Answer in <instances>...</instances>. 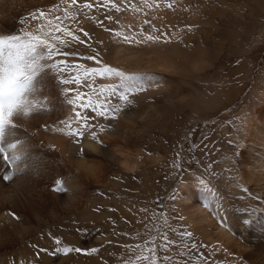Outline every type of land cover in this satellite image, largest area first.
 I'll list each match as a JSON object with an SVG mask.
<instances>
[{"label":"bare ground","instance_id":"6f19581e","mask_svg":"<svg viewBox=\"0 0 264 264\" xmlns=\"http://www.w3.org/2000/svg\"><path fill=\"white\" fill-rule=\"evenodd\" d=\"M165 2L0 0V38L18 35L32 41L51 35L59 37L53 43L60 50L52 60H47L43 45L29 55L31 74L23 101L37 107L25 116L22 106L14 118L15 127L10 126L0 142L7 149L9 144L22 141L15 151H26L11 167L0 155L1 264H9L10 259L11 264H27L25 258L29 257L36 261L32 264H95L94 255H78L75 251L64 254L56 249L48 253L34 249L25 239L55 230V225L61 227L64 220L68 227L63 229L67 233L63 248H91L110 241L112 236L107 233L114 225L113 218L121 222V232L128 229L127 219L134 220L132 229L145 226L148 219L143 217L141 223L139 218L144 212L149 215L155 202L152 200L164 183L178 131L185 126L182 118L217 113L244 94L240 84L246 75L235 79L217 70L229 41L216 46L203 37L214 34L213 38L221 41L220 27L202 28L188 20L176 27L174 22L179 18L173 16L178 7L171 4L170 8ZM86 3L93 7L85 8ZM187 4L184 0L180 6L183 16ZM148 35L158 39L149 41ZM73 36L79 40H73ZM248 46L236 50L248 53ZM65 52L73 55L64 56ZM97 53L100 64L84 59ZM59 60L67 64L64 73L50 66ZM105 65L128 75L156 72L151 76L156 86L132 97L134 103L115 120L84 109V115L93 117L96 127L85 130L77 144L74 137L66 135L67 128L61 123L73 120L76 126L73 105L68 103L73 93L65 95L63 89L77 86L64 85L61 79L78 73L83 76L86 69ZM81 83L80 90L96 101L102 98L101 88L116 85L119 80L97 77ZM88 83L93 84L95 92L83 87ZM111 101L119 102L116 98ZM102 126L106 130L100 131ZM209 164L219 178L205 172ZM10 172L15 175L4 181L3 176ZM200 179L215 195L200 184ZM150 186L153 191L147 190ZM146 195L147 200L140 203ZM76 219L85 222L81 229L76 227ZM96 225L97 233L84 235L87 228ZM187 232L192 235L184 236ZM162 234L169 264H264V66L245 105L233 119L223 118L217 130L203 140L198 156L187 159L186 173L169 204Z\"/></svg>","mask_w":264,"mask_h":264},{"label":"rangeland","instance_id":"374dc122","mask_svg":"<svg viewBox=\"0 0 264 264\" xmlns=\"http://www.w3.org/2000/svg\"><path fill=\"white\" fill-rule=\"evenodd\" d=\"M183 2L184 0H166L165 2V6L170 5V8L171 4L178 7L173 17L176 16L179 19L174 22V25L179 27L183 24L182 20L185 23L188 20V23H199L202 28L220 27L221 34L218 38L221 41L213 38L214 34H206L207 37L205 35L203 37L214 42L216 46L229 41L219 57L217 70L221 73L223 71L224 74L235 79L246 75V79L240 84V88H245V92L238 100L233 99L227 107L221 108L217 113L211 112L201 116L188 114L182 118L185 126L178 131L175 143L177 145L171 151L169 166L162 179L164 183L157 191L155 200H152L155 201L154 204H149L151 206L149 215L144 212L141 215L142 220L139 218L141 223L143 222V217H145V221L147 218L148 222H146L145 226L142 224L140 228L132 229V225L135 222L133 219L132 221L127 219V225L126 222L125 225L128 229L126 232H121L119 231L121 222L113 218L111 223L114 225L111 232L107 233V235L112 236L109 242L91 248L79 246L84 251L76 252L78 255H94L95 264H169V260L163 259L165 257V244L162 239V233L169 215V204L175 199L184 179L186 161L191 156H198L203 140L210 137L211 133L217 130L223 118L230 116V119H233L237 110L245 105L246 98L252 92L264 66V0H188L187 12L184 16L180 10ZM184 17L186 18L184 19ZM207 22L210 23V26H208ZM246 36H248V42L244 41ZM247 45H249L248 53L239 54L237 52V48L244 49ZM148 71H142L140 76H154L156 73H149ZM241 71L243 73L247 72L241 74ZM143 72L145 73L143 74ZM147 90H152V88L149 87ZM111 103L115 104V101H111ZM89 123H92V119L89 120ZM195 159L193 158V160ZM196 163L198 164V160H196ZM153 188L150 186L147 190L153 191ZM145 200H147V195L143 196L139 202L141 203ZM22 221L30 223L28 220ZM71 221L73 222V220ZM68 222L70 223V221ZM50 223L52 224V221ZM63 223L64 225L61 227L55 225V230L48 229L44 232L35 233L34 236L26 237V243L34 249H46L48 253L57 248L65 247L67 233L63 229L68 226L64 220ZM74 223L78 229H81L84 226L83 224H85L82 219H76ZM30 224L38 226L35 222ZM97 231L98 227L96 225L87 228L83 233L87 235L90 232L97 233ZM183 235L186 236L184 233ZM57 239L60 240L59 244L55 243ZM191 241L192 244L195 243L194 237ZM50 245L51 248H48ZM15 248L18 249L19 244ZM93 248H96L97 251H91ZM2 258L0 256L1 263ZM6 258L9 260L10 257ZM25 261L27 264L36 262L31 260L30 257L25 258ZM81 263L84 264L83 262ZM9 264H11V259Z\"/></svg>","mask_w":264,"mask_h":264},{"label":"snow or ice","instance_id":"6c2138e0","mask_svg":"<svg viewBox=\"0 0 264 264\" xmlns=\"http://www.w3.org/2000/svg\"><path fill=\"white\" fill-rule=\"evenodd\" d=\"M108 3H112L113 0H106ZM123 2V0H122ZM72 4L76 3V0H71ZM113 6L116 7V5L113 3ZM170 6V5H169ZM85 8H92L93 5L90 3L84 4ZM117 11H120L119 7H116ZM35 13H33V18H35ZM40 15L42 16L43 13L41 12ZM59 19V17H57ZM111 19V17H109ZM59 31L60 29L57 28ZM107 30V29H105ZM85 36H88V33H84ZM119 35V33H117ZM73 40H79V37L73 36ZM125 39H129L128 37H125ZM147 40L152 41L154 39H158L156 37H153L151 35H148L146 37ZM54 40H59V37L55 36H49L46 39H41L40 37H34L32 41H29L27 38H22L18 35L8 36L6 38H0V53L4 51L5 48L7 49H15V50H23L24 52L28 53L29 55L33 53L39 46L43 45L47 49V60H52L54 57L60 54L59 48L56 46L55 43H53ZM61 43H64L63 41H60ZM83 42V41H81ZM139 43V41H137ZM64 56H71L72 53L65 52L63 53ZM99 56V53L96 54V56H89L84 57V59L89 60H95L97 64L101 63L100 59H97ZM63 65V67L61 66ZM50 66L53 69H56L58 73H64L67 64L64 60H59L56 63H51ZM34 67V65H32ZM100 77H116L119 80V83L113 86H109L106 89L101 88L102 98L100 100L93 101L91 96L81 91L82 87V80H91L94 81L95 78ZM30 79L29 77H26V83L23 86V88L20 90V94L23 96L24 93H26L28 81ZM61 83L64 85H70L75 84L77 87L75 89L72 88H64V94L68 95L69 93H73V96L68 99V103L73 105V113H74V121L76 126L73 127V120L68 121H61V123L67 128L66 135L69 137H74V142L79 144L85 134V130H91L96 127L95 124L89 123V120L93 119V117L85 116L83 113L84 109H90L93 112L96 113L97 116L103 117L104 119H111L115 120L118 119L119 114L125 109V107L130 106L134 103V101L131 99L132 97L139 95L140 93L146 91L149 87L156 86L155 82L153 81V78L151 76H136V75H128L124 72L110 67V66H103L102 68H90L86 69L83 76H81L79 73L75 76H70L68 78L61 79ZM83 87L92 88L93 92L96 91V89L93 87L92 83H88L83 85ZM103 93H106V95H103ZM83 97H87L86 99H82ZM116 98L119 102L112 104L111 99ZM4 103L2 95H0V106H2ZM21 105L24 108V115L29 116L33 109H35L37 106L32 104L29 105L25 101H20ZM79 108L80 110H76ZM10 126L7 123L6 119H0V142L3 141V138L5 136L6 130ZM11 127H15V125H12ZM106 130L105 127H101L100 131ZM60 131H64V129H60ZM92 138H96V132H92ZM22 141H17L16 143L9 144L7 149L0 146V155L3 156L5 161H8L10 164V167L15 165L16 161L20 160L22 156L26 155V151L17 153L15 149L19 146V144ZM99 142V141H97ZM81 152H83V149L81 148ZM9 153H13L12 156H9ZM212 165L209 164L207 168L205 169V172L208 173L209 177L213 178H219V174L215 171H211ZM15 173L10 172L7 175L3 176L4 181H9L13 178ZM57 184L59 185V181H57ZM200 184L204 185L206 188H208L209 192H213V189L209 187L208 183L204 179H200ZM62 190V189H57ZM215 195V193L213 192ZM205 207H208L207 204L204 205ZM187 236H191L192 233L188 232L186 233ZM56 244L60 243V240L57 239L55 241ZM174 243V242H169ZM192 247H196V245H192ZM40 251H47L46 249H40ZM57 252H63L64 254H67L69 252L75 251V252H82L83 249L77 247L75 249H72L70 247H66L63 249L57 248ZM91 251L95 252L97 251L96 248L91 249ZM164 260H168L169 257L165 256L163 257Z\"/></svg>","mask_w":264,"mask_h":264},{"label":"clouds","instance_id":"9594fccd","mask_svg":"<svg viewBox=\"0 0 264 264\" xmlns=\"http://www.w3.org/2000/svg\"><path fill=\"white\" fill-rule=\"evenodd\" d=\"M28 61L29 54L23 50L5 48L0 53V95L4 100L0 106V119H6L9 126L13 125L22 107L20 90L31 74Z\"/></svg>","mask_w":264,"mask_h":264}]
</instances>
